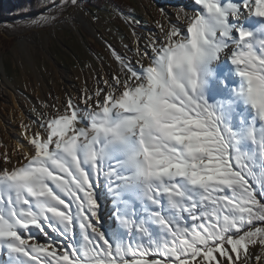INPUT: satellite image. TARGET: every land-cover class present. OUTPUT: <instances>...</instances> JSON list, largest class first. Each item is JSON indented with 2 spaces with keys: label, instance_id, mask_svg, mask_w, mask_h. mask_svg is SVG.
I'll use <instances>...</instances> for the list:
<instances>
[{
  "label": "snow or ice",
  "instance_id": "snow-or-ice-1",
  "mask_svg": "<svg viewBox=\"0 0 264 264\" xmlns=\"http://www.w3.org/2000/svg\"><path fill=\"white\" fill-rule=\"evenodd\" d=\"M193 3L0 154L4 264H264V0Z\"/></svg>",
  "mask_w": 264,
  "mask_h": 264
},
{
  "label": "rangeland",
  "instance_id": "rangeland-1",
  "mask_svg": "<svg viewBox=\"0 0 264 264\" xmlns=\"http://www.w3.org/2000/svg\"><path fill=\"white\" fill-rule=\"evenodd\" d=\"M12 1L18 6L17 0ZM117 1L121 9L107 0L82 1L79 9L66 12L67 19L53 27L23 34L12 33L10 28L0 32V99L5 106L1 126L6 136L12 135L14 117L10 112L15 99L23 120L34 131L45 114L54 115L55 108H63L70 98L79 102L85 89L94 92L103 86V79L122 74L113 50L125 61L135 62L137 49L151 52L150 41L163 39L160 25L184 30L181 9L196 7L193 0ZM49 7L27 13L14 9L10 17H0V21L9 22ZM109 203L102 212L105 227L114 224ZM76 232L78 235V228Z\"/></svg>",
  "mask_w": 264,
  "mask_h": 264
},
{
  "label": "bare ground",
  "instance_id": "bare-ground-1",
  "mask_svg": "<svg viewBox=\"0 0 264 264\" xmlns=\"http://www.w3.org/2000/svg\"><path fill=\"white\" fill-rule=\"evenodd\" d=\"M50 8L51 7L43 11L34 13V14L26 15L19 19L11 20L9 22L0 21V32H2L5 28H10L12 30V33H16V34H23L30 30L42 29L39 27H34L32 21L35 18L41 16L42 14L48 13ZM246 26L254 29L255 27H257V24L255 21H250ZM223 71L227 74L229 72V69L226 68V69H223ZM234 83H238V80L234 81ZM17 103L18 102L15 99L14 107L11 108V112H10L14 117V123L11 128L12 135L8 134L6 136V134H4L6 129L1 126L3 123V118H4L3 112L5 110L4 108L5 106L4 107L2 106L1 99H0V131H1L0 154L8 153L14 159L17 158V152L22 151L21 146H24V147L28 146V141L26 139L25 127H24L28 125L25 122V120H23L24 119L22 116L23 114L21 113V111H19V106ZM28 130L31 131L30 128ZM104 206H103L102 212L104 211ZM3 258L5 262L7 260V257L0 254V262L3 260Z\"/></svg>",
  "mask_w": 264,
  "mask_h": 264
},
{
  "label": "trees",
  "instance_id": "trees-1",
  "mask_svg": "<svg viewBox=\"0 0 264 264\" xmlns=\"http://www.w3.org/2000/svg\"><path fill=\"white\" fill-rule=\"evenodd\" d=\"M86 1V0H82ZM112 5L116 6L118 9H121L120 2L117 0H107ZM17 5L14 7L12 0H0V17H10L11 11L17 9L20 13L35 12L41 10L48 5L45 3V0H17Z\"/></svg>",
  "mask_w": 264,
  "mask_h": 264
}]
</instances>
